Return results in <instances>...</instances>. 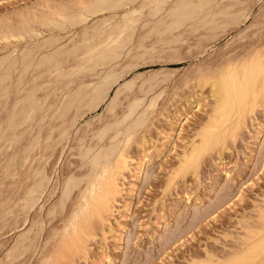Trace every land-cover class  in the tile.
<instances>
[{
    "label": "rangeland",
    "instance_id": "374dc122",
    "mask_svg": "<svg viewBox=\"0 0 264 264\" xmlns=\"http://www.w3.org/2000/svg\"><path fill=\"white\" fill-rule=\"evenodd\" d=\"M62 2H64L63 5L68 2L67 6H70L69 4L77 6L74 4L77 0H0V26L3 25L0 29H4L7 24L10 26L19 24L20 16L25 15L26 10V15L28 13L30 15V10L43 14L48 11L47 5L60 6ZM142 2L146 1L135 0L134 3L125 6L126 8H118L116 11L104 10L94 14L89 12L86 15L87 19L83 22L76 25L68 24V26L66 24L59 27L60 29L55 25H52V28L47 24L46 26L36 25L35 31L31 34L25 32L27 35L24 34L23 37L17 35L19 38L11 37L8 40L0 36V64L5 60L7 63L17 60L19 61L16 62L18 67L25 63L26 56L31 51L38 54L41 48L46 51L49 47L51 50L59 46L66 47L65 45L71 47L76 40L75 44L83 39L82 35L83 37L87 35L86 30H94L104 19L111 18L118 13L123 14L124 9L128 7L137 6L135 8L142 13L143 11L148 13L149 6L142 7L145 5H141ZM214 3L216 4V6L213 5L214 8L207 9L211 10L210 13L209 11L200 13L202 16L198 14L199 18L196 17L194 22L162 35L150 36L149 29L157 24L160 25V22H165V20L168 22V15L167 19L164 15L169 14V5L155 14L159 17L154 16L150 11L149 15L142 14L144 17L142 22L140 21L141 28L138 26L135 39L133 38L132 43H129V48L125 49V54L123 52L117 62L120 73L108 98L96 109L83 107L77 113L79 116L76 110H72L67 120L66 118L61 122H58L59 119L55 120L58 128L63 127V130L66 127L69 130L66 139H63L64 141L61 139L59 142L58 138H61L59 134L62 130L59 129V132L55 130L56 135L54 133L53 137H55L51 139L52 142L50 144L44 142L51 145L49 147L51 150L46 148L47 145H43L45 150L41 146L42 148L39 149L43 150L40 153L36 151L37 156L34 151L32 160L40 156L39 159L41 158L42 162L38 160L42 164L44 162L47 167H45L46 174L48 171L46 180L49 184L45 180L44 185L46 186L39 194L40 197L37 196L39 198L32 208L26 205L32 185L30 181L34 179L33 177L30 180V177L32 171V174L36 171L35 165L40 167L41 164L38 166V160L33 162L30 158L25 162L28 159H26L29 148L27 145H30L28 131L25 135H29L28 139L21 137L22 144H14L12 148L5 146L4 143L3 147L0 145V150L2 149L0 151V264H42L45 262V257L56 256L55 248L58 247L56 244L59 242L57 238L61 240L62 227L65 226L63 221H67L65 218L66 216L67 219L69 218L68 214L71 215L70 211H73V206L77 204L80 193L79 195L73 193L70 202L68 201V205L62 212L63 215L58 211L59 214L55 212L53 215L56 216L52 218L50 212H53L49 210L54 202L55 205L58 203L63 179H66L70 171L74 173L73 170L75 172L78 170V174L81 171L85 172L87 170L85 168H88L81 164L80 149H77L80 146L78 145L86 139L89 141L97 130L96 127L109 120L113 122L120 120L126 109L128 98L131 100V97L133 99L137 95V97H140V94L142 96L140 85L142 86L146 80L145 88L151 90L148 93L149 97L147 96L148 98L144 101L145 105L140 107V109L145 108V111L143 109H141L142 112L140 111L144 124L135 133L136 136L133 139L135 141L128 145L129 148L126 147L129 162L120 180L121 194L115 202L114 212L104 225L100 224V221L94 224L91 230L92 236L88 241V255L77 253L74 257L65 259L64 264H96L97 261L98 264H260L264 262V231L255 238H249L246 234L253 226L254 230L257 229L264 215V102L263 104L260 102L261 105L256 106L254 111L244 113L241 121L245 116L247 117L241 125L237 122V125L235 124L236 128L240 125L239 129H235V125H232L235 131L233 132L232 128L223 138L233 133L234 137L229 135L230 139L224 140L225 142L222 139V142H218L219 145L222 143L223 148L220 145L222 149L216 150L215 148L219 146L216 143L213 151L205 154L203 159L201 158L202 161L200 159L201 163L196 164L198 168L193 166L194 171L193 167L190 168L192 171L188 170V173L178 171L184 154L192 149L194 143L201 142L203 129L211 127L214 122L212 121L215 117L213 113H216L218 100L213 94L211 79L218 77L222 68L230 62L243 63L251 54L252 56H264V0H215ZM228 3L231 5L229 6ZM44 4H47V8L43 7ZM138 6L141 7L138 8ZM61 7L64 6L61 5ZM220 8L232 9L222 11ZM214 9L216 12L218 10L222 12L220 15L219 13L212 14L215 12ZM223 12H226L225 16ZM205 14L206 17H204ZM209 15L211 18L208 17ZM218 16L220 17L217 18ZM160 18L165 19L161 21ZM237 20L238 22H235ZM97 21L98 24H96ZM94 23L97 26H93ZM145 27L151 28L146 30ZM91 33L92 31L88 32V34ZM19 69L17 68L16 71ZM84 74L87 76L85 77ZM84 74L77 77L75 82H80L81 76L83 81L81 80L80 83L85 80L90 82L93 76L96 77L90 72ZM30 75L32 76V73ZM49 78L46 76L44 81L43 78L38 80L43 81L44 85L56 83L54 84L56 86L58 82L51 83L45 80ZM207 79H210V82L204 85V80ZM65 81L59 83L63 86ZM76 85L78 83L73 84L74 87ZM69 87L70 85L63 86V88ZM118 91L121 92L117 97L115 109L110 110L109 106ZM53 97L55 98L56 95L54 94L48 101L53 102ZM152 102L155 103L154 106ZM148 105L153 107H148ZM3 112L0 115L6 116V111ZM144 112L145 115H143ZM115 114L118 118L115 117L114 120ZM4 116L1 115L0 120ZM47 120L45 123L49 122ZM53 121L51 124L54 125ZM65 122L68 123L67 126ZM208 123L211 124L208 125ZM47 124L44 127H47ZM46 129H43L44 132ZM230 131L233 133H229ZM44 132L46 136L48 133ZM53 139L58 140L60 144L58 142L52 144ZM226 142V145L223 144ZM23 145H26L27 149ZM18 147L21 152L17 151ZM22 148L26 150L23 152ZM13 151H17L18 154ZM21 154L24 157H20ZM46 156L48 159L43 161ZM141 158L143 167L139 171L138 162ZM16 160L14 167L12 163ZM27 194L28 196L25 197ZM127 203L130 204L129 211L126 209ZM24 207H29V209ZM65 213H67L66 216ZM37 230H42L39 239L35 237L36 233L39 235ZM25 245L27 248L24 247ZM237 249H240L239 252ZM11 251L14 253L11 254Z\"/></svg>",
    "mask_w": 264,
    "mask_h": 264
},
{
    "label": "bare ground",
    "instance_id": "6f19581e",
    "mask_svg": "<svg viewBox=\"0 0 264 264\" xmlns=\"http://www.w3.org/2000/svg\"><path fill=\"white\" fill-rule=\"evenodd\" d=\"M79 1L80 0H77V3L73 2L74 4H77V6L76 5L74 6L73 4H69L70 6H67L68 2H66V4L64 5H63L64 2L60 3L64 7H61V5L58 6L57 4H55L56 6L52 7L53 5L46 4L48 6V11L43 14L36 13V11L34 10L33 12H31L32 10H30V15L29 13L26 15L27 13V10H26L25 15L23 14L22 16L21 14L20 16L21 18L19 20L20 23L18 22L19 24H17L16 26H14L15 24L13 26L12 24L11 26L7 24V26H10V28L8 27V29H6L7 26L6 27L4 26L5 27V28L3 27L4 29H0V36L1 37L3 36L5 39L8 38V40L11 37L19 38V36L24 35L25 32H30L29 34H31V32L35 31L36 25L46 26L47 24L48 26L50 25L51 28H52V25H55L58 28L66 24L67 26L68 24L76 25V24H79V22L81 21L83 22L84 20H86L87 19L86 15L89 12L94 14L98 12H103L104 10L109 11L113 9L114 11H116L118 8H122V7L128 6L131 3H134L135 0H81L80 2ZM144 1L146 2L141 3V5L145 4L142 7L149 6L147 9H150L149 11L152 12L154 16H156L155 14L160 12V10L162 11L164 8H166V6L168 7V5L170 9L169 14L167 13L166 15H164L165 17L168 15V22L167 20H165V22L164 21L160 22L161 23L160 25L157 24V26L153 28L149 27L151 29L148 28L150 36L151 35L152 36L162 35L166 32L169 33V32L178 30L182 28V26H185L187 23L194 22V19L198 17V14L200 13L203 14L205 13V11L206 12L209 11L207 9L209 8L212 9L213 5L215 4L214 3L215 0H144ZM46 5L44 4L43 7H46ZM135 7H130V8L128 7L127 9H124L125 12L123 14L118 13L117 15L116 14L117 12H116L115 13L116 15L112 16L111 18L104 19L98 26L95 25L94 23L93 26H97L94 30L85 29L88 32L92 31V33L88 34L87 32V35L84 37L82 35L81 38L83 39L77 44H75L77 40L76 42L73 41V43L74 42L75 43L74 45H71V47L68 45H65L66 47L61 48V46H59V48L56 47L57 49L54 48V50H51L49 47L50 50L47 48L46 51L41 48V50H39L40 53L38 54H35V51H31L30 54L28 53L29 55L27 54L25 63H22L23 61L22 62L20 61L22 64L20 63L21 66H18V67H17L18 63L16 62H19V61L17 60H15V62H12L11 60V63H7L6 60L5 61L2 60L3 62L0 64V108L2 112L4 110L6 111L5 113L6 116L1 114L2 116H4L3 118H1L2 121L0 120L1 121L0 122V145L1 146L4 143L5 146L10 148L11 146L13 147L14 144H17V143H18L17 145H19L20 143L22 144L21 140H23L24 137L28 139V136L30 135V138L28 139L30 140V143H29L30 145H27V147L29 146V148L27 149L25 147L26 145L25 146L23 145L27 149L26 159L28 158L27 160L25 159L24 160L25 162L28 161L29 158L32 160L34 157L33 155L34 151L35 152L37 151L38 153H40L42 152L43 149L45 150L44 146L52 142L51 139L55 137V136L53 137L54 133L56 131L59 132L60 127L59 128L57 127L58 124L55 122V120L57 121L59 119L60 121L58 120V122L64 121L65 118L67 120V116L71 114L70 112H73L76 110L77 111L76 114H77L78 111H80V109H82L83 107H88L89 109H93V108L96 109V107H98L101 103H103L108 98L111 92V89L113 88L116 81H118V74L120 72H119V69L117 68L118 67L117 62H119L118 61L119 58L122 57L121 54L124 51H126L125 49H127V47L130 46L129 43H132V41L135 39L134 36L136 35L135 33H136L138 26L140 25V21L142 22V19L144 17L143 15H147L148 13H150L148 11V13L146 12L147 13L146 14L145 11H143L145 13L144 14ZM140 7L138 6V8ZM230 9L232 8H229V10ZM220 10L226 11L227 9L223 10L220 8ZM218 11L217 12L215 11L212 14L219 13L220 15L222 11L221 12L220 11L218 12ZM225 13L226 12H223V15ZM237 13L235 14L237 15ZM202 14L200 15L202 16ZM111 15L113 14L111 13ZM223 15H221V17ZM210 16L211 15H209L208 17ZM232 16L230 18H232ZM151 17L153 18V16ZM204 17H206V14L204 15ZM219 17L220 16H218L217 18ZM234 18H236V16ZM160 19L162 21L165 18H160ZM238 20L235 22H238ZM195 22H198V21H195ZM96 24H98V21ZM2 26L3 25H1L0 27L2 28ZM149 26H152V25H149ZM139 28L141 27L139 26ZM215 28L217 29V26ZM148 29L146 28V30ZM36 32L39 33L38 31ZM159 39H162V38H159ZM50 45H53V44H50ZM42 50H44V52H41ZM247 58L248 59H246V61H243V63L241 62V59H240L241 63L230 62L228 63V65L226 64L227 66L224 64L226 67L225 68L223 67L222 68L223 70L221 69L222 71H220L219 76L211 79V85L213 87L212 91L214 92L213 94H215V96L217 97L216 99L218 100L217 105L215 104L216 113H213L215 114L214 115L215 119L213 118L212 120L214 122L212 123L211 127L203 129L204 132L202 131L203 134H201L202 137H200L201 142L199 144L194 143V145L192 146V149L189 152L184 154L179 170H178L180 171L179 173H182L184 171H187L188 173V170L192 171V169L190 168H192L194 165L196 168H198L196 164L200 162V159L205 154H207L211 150L213 151V148L216 143L220 142L222 139H223V142H225L224 140H228L230 134H228V137L227 138L225 137V139L223 137L229 130L233 128L232 125L233 124L235 125L236 122L237 124L241 125L242 121L245 120V118L247 117L245 116V118L241 121L246 111L250 113L254 111L253 109H255L256 106L261 105L260 102H262L263 104L264 102V56H260V55L252 56L251 54V56L250 57L248 56ZM19 67L20 69L21 68L22 69L20 70ZM17 68L20 71L19 70L16 71ZM89 72L92 75L95 74L96 77L94 78L93 76L92 78L94 80L91 79L90 82H87L88 80H85L86 82L84 81L83 83H80L82 80V76H83L82 74L84 73L88 74ZM29 73L30 74L32 73V76ZM15 74L17 75L14 76ZM80 75H82L81 79L78 78L80 82H75L77 81L76 78L79 77ZM85 75L86 74H84V76ZM44 76L50 77L49 79H45V80L46 81L48 80L51 83L55 81L59 83V82H63L66 80L63 86L68 87L70 85V87L63 88L62 83L61 84L59 83V85L57 83L56 86L54 85L56 83L50 84L52 86H50L49 84L44 85V82H43L45 78ZM85 77H83V79ZM41 78H43L42 82L38 80ZM146 81L142 86L140 85V92L142 93V96L141 94H140V97H137L138 95L136 96V98L133 96L134 97L133 99L130 96L131 100H129L128 98L129 95L126 97L125 101H127V98H128V103H126L127 104L126 109H124L122 113V118L120 120L117 119L115 122H113V120L111 121L109 120V122H106L98 126L99 128L96 127L97 130L95 129L96 131L93 133V136H91L92 138L90 137L91 139H89V141H87L86 139L85 142L78 145L80 146V148H77V149L78 150L80 149V158L82 160L81 164L85 165L86 167L88 166V168H85L84 166V168L87 170L85 172L81 171V173H78V174H77L78 170L77 172L73 170L74 173L70 171V174L66 176V179L65 178L63 179V184L61 183L62 190H61L60 197L58 198L59 199L58 203H56L55 205V202H54L55 207L54 205L52 207L54 210L50 207L52 210L50 209L49 211L53 212V213L50 212V214L53 215L55 212H58V211L60 212V214H62V212L66 208V205H68L67 204L68 201L71 199L72 195H74L73 193H77L78 195L80 193L79 195L80 197H79V200L76 197V200H78L76 202L77 204L75 203L76 205L73 206L74 208L72 209L73 211L69 210L70 213L71 212L72 213L71 215L68 214L69 215L68 219L66 216L67 213H65V216H66L65 219L67 221H63V223L65 222L64 224L65 226L62 227L63 233L62 231H61L62 234L60 233L62 235L61 240L60 238H57V241L59 242L56 244L58 247L55 248L57 251L56 256H48V258L45 257L44 259L45 262H42V264H64L63 261L65 259L67 260L69 258H72L75 255H77V253H83L85 256H87L89 252L88 241H89V238L92 236L91 230L94 224H96L97 221L98 222L100 221L99 223L100 224L102 223L104 225V223L108 220V217L112 215V213L114 212L115 202L117 201L118 196L121 194L120 180L121 178H123L122 176L124 174V171L127 169L128 162H129L128 161L129 157H127V154H126L128 149L126 147L129 148L128 145L135 141L133 140L134 137L136 136L135 133L139 130L141 125L144 124L143 123L144 118L140 114V111L142 112L141 109L143 108L140 109V107L145 103L144 101L146 100V98L149 97L148 93L151 90V89L147 90L145 88L147 86ZM208 82H210V79L204 80V85L207 84ZM75 83L76 84L78 83L76 87L73 86V84L75 85ZM150 84L152 85L153 83L151 82ZM124 87H127V86H124ZM120 92L121 91H118L116 93L115 98L113 97L114 99L111 102V104L109 103L110 110L115 109V105L117 104V97L120 94ZM54 94L56 95V97L55 98L53 97V102H49L48 100L51 99L50 97L54 96ZM119 102L120 101H118V103ZM149 106L153 107L151 105H148V107ZM147 109L148 108H146V110ZM143 110L145 111V108ZM1 111L0 113H2ZM145 114L146 113L144 112L143 115ZM115 117L118 118L116 114L114 115V120H115ZM46 120L49 121L50 123L49 122H47L48 124L45 123ZM52 121L54 125L51 124ZM46 124L48 128L50 124L52 125V126L50 125L51 130L50 128L46 129L47 128L46 126L44 127V125ZM62 124L64 123L62 122ZM210 124L208 123V125ZM67 125L68 123L65 126ZM236 125L234 126L235 129H239L240 125H238L239 127L237 128H236ZM59 126L62 127V125H59ZM44 128L46 129L45 132L43 130ZM62 128L60 130H62ZM235 129L233 128L232 131L234 132ZM27 131L29 135L25 136L28 134ZM43 132L45 134L47 133L48 134L44 136ZM68 132L69 130L66 129V127L60 132L59 136L61 138L60 139L58 138L59 142H61L60 141L61 139L62 140L66 139V137L68 136ZM233 132L230 131L229 133H233ZM232 136L234 137V133ZM21 137H23V139ZM58 140L55 141V139H53L54 142L52 144H55V142H58ZM44 142L45 143L48 142V143L45 144ZM221 144L222 143H220V145ZM223 144L226 145L227 142ZM220 145L215 149L216 150L222 149L223 146L221 145L222 146L221 148ZM41 146H43V149H39ZM47 146L46 148L50 149L49 147L51 145H47ZM9 148L8 150H10ZM25 148H22V151L26 150ZM20 150L21 149L19 148V150L17 151H20ZM52 150L54 151V149ZM17 151H13V152L17 153ZM37 152H36V156L38 155ZM20 157H24V155ZM39 157L40 156H38V159ZM47 157L48 156H46L44 159L42 158L43 161L45 159H48ZM145 157L146 155L143 158L145 159ZM15 159H17L16 154H15ZM36 160H32V161L34 162ZM39 160L37 162L39 163L38 166L41 164L40 167H37L34 163L36 167L35 168L36 171L34 174H32L33 171L32 173L30 172L32 175V176L30 175L31 176L30 180H32L33 177L34 179L30 181L32 185L31 187L29 186L30 187L29 196L28 194L25 195V197L28 196L26 205L30 206V208H32V206L34 205V202L40 197L39 194L41 193L42 189H44L45 188L44 186H46V184L44 185V183L47 178L48 171L46 174V169H45L46 165H44V162L42 164L41 163L42 161L40 160L41 161L40 162ZM47 161L48 160H46V162ZM16 162L17 160L14 161L13 163L11 162L14 165V167H15ZM24 163H21V164H24ZM138 163H139L138 169L139 171H141L143 167L142 158H141V161ZM82 165L81 167L83 168ZM81 169H79V171ZM193 171H194V167H193ZM77 190L78 192H76ZM37 196L39 197L37 198ZM24 208H27V207H24ZM27 209H29V207ZM68 209L70 208L68 207ZM126 209L129 211L130 204L127 205ZM69 211H66V212H69ZM59 212L57 214H59ZM52 215H51L52 218L56 216V215L55 216L54 215L52 216ZM262 217H263L261 220L262 222H260L259 220L260 224H258L259 226L256 227L257 228L256 230H254L255 228L254 226L250 228V231L248 229L249 233H246V234L249 238L258 237L264 231V215ZM61 218L63 219V217ZM98 226L101 227V225H98ZM41 227L43 229V225H41ZM41 227H38V229H41ZM36 232H39V235L38 233H36L35 235L37 236L35 235L34 236L38 238L42 230L40 231L37 230ZM56 232H55V235H57ZM31 240H35V239L31 238ZM26 246L27 245H25L24 247L27 248ZM248 246L249 245H247V247ZM14 251L13 252L11 251V254L14 253ZM232 255H235V254H232ZM96 264H98V261L96 262ZM260 264H264V262L263 263L261 262Z\"/></svg>",
    "mask_w": 264,
    "mask_h": 264
}]
</instances>
